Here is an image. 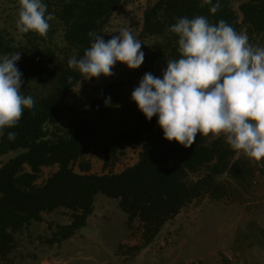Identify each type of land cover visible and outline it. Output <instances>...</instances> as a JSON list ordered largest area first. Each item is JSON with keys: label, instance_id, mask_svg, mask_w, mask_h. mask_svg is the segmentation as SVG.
<instances>
[{"label": "trees", "instance_id": "16d2710c", "mask_svg": "<svg viewBox=\"0 0 264 264\" xmlns=\"http://www.w3.org/2000/svg\"><path fill=\"white\" fill-rule=\"evenodd\" d=\"M125 1L44 0L52 15L46 35L22 33L24 41L18 42L9 33L0 32V55L21 52L17 67L23 73L22 91L35 101L33 109L24 110L17 126L0 134V156L18 152L0 167V257L12 250L16 233L33 221H42L44 212L60 207L72 211V221L58 225L51 242L71 238L87 224L98 193L119 199L128 224L139 221L143 226L147 245L193 200L205 194L224 197L226 186L220 180L224 175L242 181L254 174L251 163L236 158L237 151L223 136L198 133L195 143L185 148L166 140L157 117L149 121L134 101L118 114L113 82L103 87L87 108L70 100L83 75L69 68L68 60L84 55L90 47L88 33L102 36ZM236 2H240L242 20ZM219 3L215 14L210 12L211 5L202 7L201 0H158L149 7L142 34L154 40L141 66L156 70L179 58L178 36L170 28L181 17L202 15L212 23L223 19L249 39L264 34V0ZM58 31L65 47L58 45ZM107 97L111 103L106 105ZM156 129V136L143 146L134 165L119 173L89 172L91 163L84 159L88 154L97 153L107 165L114 164L127 144L151 136ZM9 131L16 133L14 140L8 139ZM76 163L81 172L75 170ZM53 165H58V170L39 185L43 168ZM192 174L195 179L190 178Z\"/></svg>", "mask_w": 264, "mask_h": 264}, {"label": "clouds", "instance_id": "9594fccd", "mask_svg": "<svg viewBox=\"0 0 264 264\" xmlns=\"http://www.w3.org/2000/svg\"><path fill=\"white\" fill-rule=\"evenodd\" d=\"M215 14L219 0H201ZM16 27L21 33L46 35L51 13L44 0H19ZM170 31L178 36L179 58L168 60L162 78L145 73L131 93V100L163 130L164 138L191 147L197 134L223 136L232 150L250 159L264 160V47L250 43L221 19L181 17ZM90 47L81 58L72 57L68 67L85 79L111 77L117 63L139 69L145 60L142 42L128 30L105 40L89 32ZM21 52L0 56V134L18 125L34 98L24 95L23 73L17 67ZM111 98L105 99L110 104ZM8 139L16 133L9 131Z\"/></svg>", "mask_w": 264, "mask_h": 264}, {"label": "rangeland", "instance_id": "374dc122", "mask_svg": "<svg viewBox=\"0 0 264 264\" xmlns=\"http://www.w3.org/2000/svg\"><path fill=\"white\" fill-rule=\"evenodd\" d=\"M157 1L126 0L113 14L102 37L107 41L126 29L144 44L141 50L147 53L154 39L145 38L142 34L144 13ZM234 6L242 20L240 2H236ZM19 9V0H0V32L9 33L18 42H23L22 33L16 27ZM57 39L59 47H65L61 31L57 32ZM249 41L254 46L264 47V34ZM166 66L156 70L141 66L132 70L117 63L113 68L115 74L111 77L85 79L83 76L70 94V100L81 109L87 108L99 91L113 82L116 86V109L119 114L131 105V93L144 74L151 72L162 78ZM157 130L151 136L127 144L120 159L114 164L107 165L105 158L97 153L88 154L84 159L91 163L89 172L119 173L134 165L140 158L143 146L156 136ZM17 153L11 151L0 156V167ZM236 158H243L251 163L254 174L249 179L237 181L224 175L220 178L226 186L224 197L214 198L205 194L193 200L169 220L160 234L147 245L144 244L143 226L139 221L128 224V215L120 208L119 199L98 193L87 224L71 238L51 242L58 225L72 221L70 209L60 207L52 212H44L42 221H33L15 234L14 247L6 256L0 257V264H197L205 257L219 259L221 255L235 256L230 251V234L250 216L264 218V183L256 173L261 167L258 161L250 159L242 151H237ZM58 168V165L44 167L37 183L41 185L46 182ZM74 168L81 172L79 163L74 164ZM26 169L30 170V167L26 166ZM190 178L195 179L196 175L192 174ZM256 178L257 184L254 183ZM235 261L236 256L233 262Z\"/></svg>", "mask_w": 264, "mask_h": 264}, {"label": "crops", "instance_id": "0c3cea01", "mask_svg": "<svg viewBox=\"0 0 264 264\" xmlns=\"http://www.w3.org/2000/svg\"><path fill=\"white\" fill-rule=\"evenodd\" d=\"M258 163L261 167L260 176L263 184L264 160ZM262 190L264 191V185ZM237 227L230 234L229 239L230 251L236 256L235 262H229L225 255H221L219 259L205 257L197 264H264V218L250 216Z\"/></svg>", "mask_w": 264, "mask_h": 264}, {"label": "built area", "instance_id": "2783aa9c", "mask_svg": "<svg viewBox=\"0 0 264 264\" xmlns=\"http://www.w3.org/2000/svg\"><path fill=\"white\" fill-rule=\"evenodd\" d=\"M260 171H261V168L256 171L257 175H260ZM254 183L255 184L258 183L257 178L254 180ZM226 258L229 262H233L235 260V256L233 254H227ZM187 264H190V263H187Z\"/></svg>", "mask_w": 264, "mask_h": 264}]
</instances>
